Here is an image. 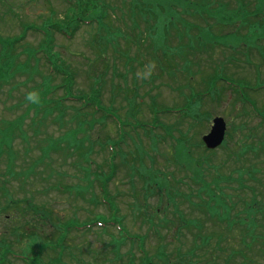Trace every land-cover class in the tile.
<instances>
[{"label": "rangeland", "instance_id": "rangeland-1", "mask_svg": "<svg viewBox=\"0 0 264 264\" xmlns=\"http://www.w3.org/2000/svg\"><path fill=\"white\" fill-rule=\"evenodd\" d=\"M173 2L179 5H172ZM73 5L74 16L89 21L84 22L73 39L55 32L54 48L61 54V65L77 73L76 91L91 96L89 89L94 86L93 93L98 94L100 90L106 105L117 107H107L111 117L100 119V113L91 112L87 118L92 121L95 117L98 122L89 131L95 142V150L91 152L93 160L108 168L105 162L109 147L104 152L102 148L103 142L110 139L118 166L109 190L97 195L100 191L98 185L94 187V180L88 179L81 167L71 165L73 156L62 162V167H59V151L50 152L41 160L44 147L51 140L55 139L60 146L59 126L51 123L50 117L38 123L39 133L29 127L33 136L15 139L7 147L14 154L17 171H21V175L16 173L10 178L13 183L10 186L32 197L35 211L31 212L38 218L37 213L52 208L61 215V219L56 216L52 219L55 225L65 223L61 225L65 239L59 246L62 256L58 251L46 249L39 264H120L112 255V247L122 241L121 252H134L135 264H139L142 235H145V252L159 264H165L159 255L161 252L171 256L179 245L184 252L192 250L197 244L192 239L193 232L177 239V228L171 221L177 220V213L172 209L178 208L180 200L185 215L188 209L192 216L202 217L203 214L190 209V203L201 202L198 193L194 200L190 199L192 182H200L206 191L226 186L224 196L228 202H236V191L229 189L227 182L239 186L249 183L257 189V194L252 197L242 190L243 200L255 198V205L264 204V123L256 118L259 113L264 118V58L257 51H264V0H73ZM68 6L66 0H0V35L17 36L28 24L42 27L53 21H69L65 14L70 9ZM178 6H188L190 17H184L185 11ZM31 30L26 41H19V50L27 45L30 50L40 45L41 32ZM38 58V69L32 70L28 81L27 72L13 78L17 79L16 83L12 80L8 83L10 86L0 87L3 99L0 116H4L0 117V128L8 122L7 117L17 114V118L28 108L25 95L36 82L33 76L44 80L48 67L43 55ZM150 62L155 65L150 78H138L136 72ZM9 89L14 91L9 93ZM66 109L67 116L63 117H70L73 125L75 110L68 104ZM220 115L227 123L226 141L211 150L201 139L210 131L212 120ZM163 137L167 140L162 141ZM68 140L75 141L73 132L68 133ZM3 157L9 160L8 156ZM38 163L42 164L37 171L32 164ZM51 167L61 170L60 174L54 172V177H48ZM62 171L66 173V183L61 192L52 187L57 186V177L61 178ZM108 177V174L98 175L102 182ZM192 185L199 188L197 184ZM153 193L163 195V200L158 203L160 197ZM112 195L118 201H113ZM145 195L147 211H153L157 203L162 207L159 215L147 216L146 221L133 214L145 208ZM98 198L110 200L112 205L107 210L91 203ZM204 206L210 219L216 215L213 204L205 201ZM166 208L168 217L162 211ZM256 215L257 220L263 218L259 217L260 213ZM99 218L116 220L118 224L102 228L97 223L89 228ZM71 223L83 229L70 227L68 231L66 225ZM210 223L211 220L206 221ZM41 226L43 229L37 228L38 232L46 230L51 238L49 242H56L60 236L55 229L58 227L50 222H43ZM223 229L210 225L205 238L198 242V247L206 244L209 251V259L204 264H218L219 253L218 261L224 263L226 252H218L217 242L223 239L221 244L226 247L225 238H234V233ZM258 230L264 233V228ZM9 237L14 238L11 233ZM24 238L17 242L19 245L15 246L14 242V249L18 253L37 254L35 245L27 236ZM260 242L250 250L243 248L237 258L232 255L231 261L234 258L251 264L248 256L257 258L253 263L264 264V255L256 248ZM229 245L233 249L237 242L231 240ZM34 254L30 257L35 258ZM54 257L59 262L51 261ZM8 258L5 264H26L18 256ZM180 259L185 264L191 262L185 255Z\"/></svg>", "mask_w": 264, "mask_h": 264}, {"label": "trees", "instance_id": "trees-1", "mask_svg": "<svg viewBox=\"0 0 264 264\" xmlns=\"http://www.w3.org/2000/svg\"><path fill=\"white\" fill-rule=\"evenodd\" d=\"M67 1L70 4L73 3V0ZM74 15L75 13L71 12L70 15H67V17L70 18L69 21H53L42 28L33 24L29 25L28 27L30 28L44 30L45 32V37L41 40L40 45L37 48L33 47L32 50L28 49V45L20 50L18 49L21 37L4 38L0 36V87L3 88L5 85H9L8 83H10L13 78L23 76V74L27 72L26 80L30 77L29 74L32 76V70L38 69L39 64L37 61H39L38 57H40V54L43 55L45 64L48 67V72L43 74L45 77L43 81L37 80L35 78L36 75L33 76L36 81L33 89L39 90L41 96L40 103H29L23 115L15 119L7 118L8 122L3 123L0 128V226L3 228L2 231H0V264H5L7 260H10L8 258L9 255L22 257L26 264H39V260L37 261L38 257L31 258L26 254L27 252L18 253L16 249H14V242L15 246L16 244L19 245L17 242H22L25 236L35 245V250L40 247V253H42L44 249H49L48 247L50 246L52 249L58 250L65 239L60 233L61 236L56 242H49L51 238L48 237L46 230H41L40 233L38 232L37 228L43 229L41 226L43 222H47V224L49 222H54L52 219H55V216L56 219H61V215L56 214L52 208H50V211L44 208L43 213H37L39 218L34 212H31V210L35 211V204L32 197L28 193H25V191L23 193L16 192V189L10 186V184H13L10 178L14 176L17 171H15L16 165L14 168V159L12 161L11 158L12 162L5 161L6 159H4L3 156L6 155L9 158L11 157L12 153L7 147H10L16 134L23 136L24 139H27L30 135L33 136V134L29 132V127L36 130L38 123H43L42 120H46L49 116L58 112L53 116V118L56 119L60 107L67 99L80 100L83 102L84 106L94 109L93 111L96 110L95 107L99 110L103 109H101L100 104H97V102H99V96L94 94L93 91L90 96L89 93H82L75 90V72L71 69L68 70L64 68L62 66L63 62H60L62 65L58 62L61 55L54 48L55 37L53 33L57 30L68 37H72L81 27L80 17H75ZM23 55H26L24 59L22 58ZM33 59L35 62H33ZM34 64H36V66ZM3 65H6V67H3ZM60 75L63 76L60 82H57L58 76ZM8 76L9 79L7 80ZM4 77L7 78L4 79ZM15 80L16 79L13 81L15 82ZM25 82L23 81V83ZM60 89L63 91L62 95L58 92ZM12 91L14 90L9 89L8 92L11 93ZM0 101H3V99L0 98ZM103 110H105V108ZM30 111H33L34 115L32 116L30 124L24 126L25 114ZM36 133L39 132L36 131ZM40 164L42 163L32 164V166L38 171ZM17 172L21 175V171ZM40 172H42V170ZM99 220L108 222L105 218H99ZM69 226L76 227L77 225L71 223L66 225V228L68 229ZM55 229L61 232L62 226L59 225V228ZM10 233L14 238L9 237ZM51 261L57 263L58 259H52Z\"/></svg>", "mask_w": 264, "mask_h": 264}, {"label": "water", "instance_id": "water-1", "mask_svg": "<svg viewBox=\"0 0 264 264\" xmlns=\"http://www.w3.org/2000/svg\"><path fill=\"white\" fill-rule=\"evenodd\" d=\"M225 129V120L222 117L215 118L212 131L204 137L207 145L209 147H216L219 145L224 138Z\"/></svg>", "mask_w": 264, "mask_h": 264}, {"label": "clouds", "instance_id": "clouds-1", "mask_svg": "<svg viewBox=\"0 0 264 264\" xmlns=\"http://www.w3.org/2000/svg\"><path fill=\"white\" fill-rule=\"evenodd\" d=\"M154 67H155L154 62H150L143 69L138 70L136 72V76L138 78L148 79L152 75V71H153ZM25 100H26V102H28L30 104L40 103L41 96H40L39 90H37V89L29 90L25 95Z\"/></svg>", "mask_w": 264, "mask_h": 264}]
</instances>
